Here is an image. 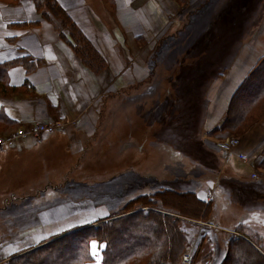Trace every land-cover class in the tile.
Returning <instances> with one entry per match:
<instances>
[{
	"label": "crops",
	"instance_id": "1",
	"mask_svg": "<svg viewBox=\"0 0 264 264\" xmlns=\"http://www.w3.org/2000/svg\"><path fill=\"white\" fill-rule=\"evenodd\" d=\"M57 1L93 42L107 65L99 72L86 66L73 48L61 38L55 22L41 16L34 0H0V65L25 55L44 61L43 65L31 72H27L22 65L11 66L6 75L0 77L1 84L4 82L5 87L13 88L7 92H2L0 88V132L9 133L6 129L29 128L36 123H67L64 130L58 128L39 137L28 136L11 147L0 149V213H7L10 208L24 210L28 207L29 194L39 195L41 190L38 188L46 183L42 179L60 175L54 163L59 156L66 157L68 162L80 161L85 157L91 140L105 139L110 134V129L115 126L104 125V122H108L106 112L109 101L115 103L117 98L135 94L136 85L146 81L151 74V57L163 42L174 38V34L181 29L184 17L178 0H100L104 8L109 9V5L113 8L112 15L107 13V22L95 14L88 0ZM261 8L257 9L260 10L257 14V10L253 12L255 24L225 71L209 81L199 125L202 145L212 155L220 157L219 166L214 168L215 181L227 178L226 188L230 189L231 195L224 189L225 204H239L238 209L245 206V201L264 195V167L261 165L264 155V115L238 135L240 142L229 153L209 147L211 142L220 139L214 140L215 134L208 132L219 126L237 87L264 56V8ZM181 13L183 16L178 18ZM33 21L40 22L27 24ZM187 66L184 62L183 69ZM151 87L155 91L154 83L150 84ZM150 89L149 93L152 94ZM130 90L134 93L127 94ZM156 92L157 89L152 94L154 98L161 99L164 92ZM129 109H135V106ZM116 127L126 129L119 133L123 149L134 147L136 152H143L140 145L142 138L137 139L135 132L140 126L136 125L135 120L123 118V123ZM240 155H245L247 159H242ZM76 167L74 163L68 169ZM253 173L258 177L253 178ZM212 181L207 180L196 190H176L193 191L200 200L211 202L212 205L208 222L193 219H187L191 222H183L195 230L191 234V241H200L202 238L207 241L208 232L215 234L216 230L228 240L229 233H239L236 231L239 225L255 230L264 241V236L252 226L237 223L232 227L226 222L213 221L216 207L211 191ZM166 189L170 188L162 187L141 195ZM14 203H17L16 206H13ZM35 208L47 209L40 205ZM56 209L52 210L56 211L54 213L47 210L39 212L43 222L41 224L67 219L72 215L69 207L59 205ZM75 213L77 216L67 229L48 237L41 236L42 228L30 231L17 228L18 236L6 238L7 242L0 245V264H6L11 258L54 235L112 218L116 211L111 213L107 210L105 214L95 215L85 210ZM16 218L11 216L6 224L22 226L26 219L22 216ZM1 224L0 232L8 231L1 228ZM104 248V243L92 240L93 259L88 264H101Z\"/></svg>",
	"mask_w": 264,
	"mask_h": 264
},
{
	"label": "rangeland",
	"instance_id": "2",
	"mask_svg": "<svg viewBox=\"0 0 264 264\" xmlns=\"http://www.w3.org/2000/svg\"><path fill=\"white\" fill-rule=\"evenodd\" d=\"M88 2L95 14L101 16L105 22L109 20L107 13H113L110 5L106 9L100 0ZM185 2L188 10L183 11L181 29L174 34L173 39L163 42L151 57L149 78L136 85V92L132 96L117 98L115 103L109 101L106 112L108 122H104V125H114L115 128L110 129V134L105 139L91 140L82 160L68 162L62 156L55 159L54 163L60 170V175L43 178L42 181L46 180V183L38 188L41 190L40 194H29L28 207L24 210L10 208L7 213H0L1 228L8 229L0 232V245L7 242L6 238L17 237V228L20 227L24 231L42 228L41 236L48 237L67 229L77 216L75 211L85 210L94 212V215L105 214L107 210L117 213L129 200L142 193L162 187L196 190L209 179L213 180L211 191L216 207L213 221L226 222L232 227L243 223L252 226L264 236V195L245 201V206L240 209L237 206L239 204H225L224 189L231 195L230 189L226 188L227 178L215 181L214 168L219 166L220 157L212 155L202 145L203 137L199 126L208 80L225 71L252 30L255 24L253 12L259 7L264 8V0ZM258 12L260 10L256 14ZM196 51L202 57V65L213 63V69H209L206 75L192 76L193 79L187 80L189 69L197 56ZM202 52L204 53L201 54ZM184 62L188 65L185 69ZM152 83L157 89L156 93L164 92L161 99L152 95L156 91H153V87L150 89ZM130 92L134 93L130 90L127 94ZM133 105L135 109H129ZM123 118L135 120L136 125L140 126L135 132L137 139L142 138L140 145L143 152H136L134 147L122 148L119 133L126 129L116 126L123 123ZM58 128L64 130L58 126L55 130ZM6 131L10 133L12 130ZM9 133L0 132V136ZM208 133L215 134L214 140L227 136L239 138L237 132L231 131L219 133L211 130ZM208 146L217 148L216 142H211ZM74 163L77 164L76 169H68ZM38 205L47 209H36ZM59 205L69 207L72 215L67 219L41 224L43 222L39 212L47 210L46 212L54 213L58 211L56 207ZM54 209L56 211H52ZM11 216H22L26 219L22 226L6 224ZM218 232H208L209 240L205 241L202 248H198L197 241H192L185 250L191 253V260L184 262L181 257L180 264H190L194 256L197 263H205L206 251L210 255L208 264H220L227 252L228 241L226 236Z\"/></svg>",
	"mask_w": 264,
	"mask_h": 264
},
{
	"label": "trees",
	"instance_id": "3",
	"mask_svg": "<svg viewBox=\"0 0 264 264\" xmlns=\"http://www.w3.org/2000/svg\"><path fill=\"white\" fill-rule=\"evenodd\" d=\"M178 1L182 10L187 11L185 0ZM34 2L44 19L55 22L61 38L73 48L86 66L94 72L106 67L105 58L57 0ZM199 52L196 51L197 59L191 64L187 80L193 79L192 76L206 75L209 69H213V63L202 65ZM43 64L42 59L30 55L18 57L0 65V77H4L7 69L14 65H22L27 72H31ZM218 74L222 72L216 76ZM5 86L4 82L0 83L2 92L13 89ZM263 115L264 56L237 87L226 115L213 131H231L240 135ZM261 165L264 167V155ZM211 206V202L200 200L193 191L166 189L140 195L129 200L112 218L54 235L11 258L6 264H88L93 259L90 247L92 239L105 244L101 264H180L182 254L192 242L191 234L195 233L192 227L183 222L190 221L187 219L208 222ZM236 231L239 233L228 236L227 252L220 264H264L262 237L243 225L237 226ZM197 242L198 248H202L205 240L202 238ZM194 258L190 264L197 263ZM209 258L206 251L204 262L209 261Z\"/></svg>",
	"mask_w": 264,
	"mask_h": 264
},
{
	"label": "built area",
	"instance_id": "4",
	"mask_svg": "<svg viewBox=\"0 0 264 264\" xmlns=\"http://www.w3.org/2000/svg\"><path fill=\"white\" fill-rule=\"evenodd\" d=\"M67 123L58 122L53 124H45V123H36L29 128L19 127L15 130H12L9 134H3L0 136V149L7 148L15 145L20 139L34 136L39 137L44 133H51L55 130V128L62 127L65 129ZM239 138L236 136H227L224 139H220L216 141V147L218 150L229 153L239 144ZM242 159H247L245 155H240ZM253 178H257L258 175L256 173L252 174ZM191 260V253L185 252L182 255V261L188 262Z\"/></svg>",
	"mask_w": 264,
	"mask_h": 264
}]
</instances>
